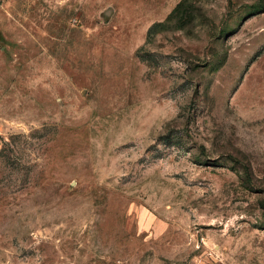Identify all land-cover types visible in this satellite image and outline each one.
<instances>
[{"label": "rangeland", "instance_id": "obj_1", "mask_svg": "<svg viewBox=\"0 0 264 264\" xmlns=\"http://www.w3.org/2000/svg\"><path fill=\"white\" fill-rule=\"evenodd\" d=\"M0 264H264V0H0Z\"/></svg>", "mask_w": 264, "mask_h": 264}]
</instances>
